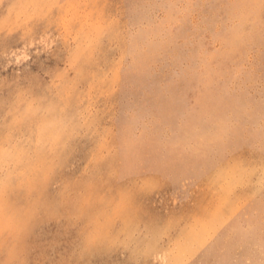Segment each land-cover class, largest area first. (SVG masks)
I'll return each instance as SVG.
<instances>
[{
  "label": "rangeland",
  "instance_id": "obj_1",
  "mask_svg": "<svg viewBox=\"0 0 264 264\" xmlns=\"http://www.w3.org/2000/svg\"><path fill=\"white\" fill-rule=\"evenodd\" d=\"M0 264H264V0H0Z\"/></svg>",
  "mask_w": 264,
  "mask_h": 264
},
{
  "label": "crops",
  "instance_id": "obj_2",
  "mask_svg": "<svg viewBox=\"0 0 264 264\" xmlns=\"http://www.w3.org/2000/svg\"><path fill=\"white\" fill-rule=\"evenodd\" d=\"M119 130L122 134L131 132L124 119ZM162 130L163 134L160 136L151 139L144 137L142 143L134 148L124 146L121 149V157L124 159L121 169L123 178L129 185L132 181L138 180L155 181L161 187H165L166 192L170 190L176 193L182 189L185 180H188V184L190 182L192 186L194 183L193 175L181 176V172L190 164V158L192 160L189 147L194 143L193 129L191 135L180 134L175 119L168 118L166 124L162 125ZM140 132L141 129L138 127L135 133L137 137ZM159 144H161L160 148Z\"/></svg>",
  "mask_w": 264,
  "mask_h": 264
}]
</instances>
